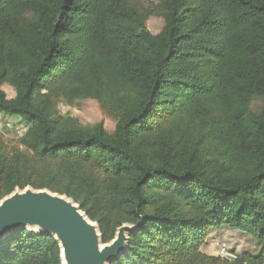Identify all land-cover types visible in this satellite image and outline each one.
<instances>
[{
    "label": "trees",
    "instance_id": "16d2710c",
    "mask_svg": "<svg viewBox=\"0 0 264 264\" xmlns=\"http://www.w3.org/2000/svg\"><path fill=\"white\" fill-rule=\"evenodd\" d=\"M83 99L111 132L59 112ZM0 114L21 124L0 139V199L66 195L103 243L129 224L110 264H264V0H0ZM222 227L260 249L204 253ZM0 264H61L59 244L15 229Z\"/></svg>",
    "mask_w": 264,
    "mask_h": 264
},
{
    "label": "water",
    "instance_id": "95a60500",
    "mask_svg": "<svg viewBox=\"0 0 264 264\" xmlns=\"http://www.w3.org/2000/svg\"><path fill=\"white\" fill-rule=\"evenodd\" d=\"M18 228L53 236L61 264H110L125 249L129 230L120 226L114 238L103 243L98 224L74 200L28 186L15 187L0 199V240Z\"/></svg>",
    "mask_w": 264,
    "mask_h": 264
},
{
    "label": "rangeland",
    "instance_id": "374dc122",
    "mask_svg": "<svg viewBox=\"0 0 264 264\" xmlns=\"http://www.w3.org/2000/svg\"><path fill=\"white\" fill-rule=\"evenodd\" d=\"M142 3L147 5L145 2ZM162 25V18L155 15L150 17L146 22L147 29L153 34L157 33L161 29ZM1 89L5 92L7 98L10 99L14 97L15 92L12 87L3 85L1 86ZM258 105L259 102L255 101L254 106ZM58 109L61 114L71 115L83 124H91L101 121L109 132H111L114 128V119L105 113L98 102L94 99L76 100L73 104L60 101L58 103ZM20 127L21 124L18 118L8 119L0 114V139H2L5 143L10 145L15 144L21 129ZM27 186L32 187L30 185ZM18 188L23 189L24 187ZM123 225H126L128 229L131 230V226L129 224L124 223L121 226ZM260 247L261 244L251 236L236 230H231L227 227L209 230L201 243V250L204 253L213 256H220L229 260H233L236 254L243 252L256 253Z\"/></svg>",
    "mask_w": 264,
    "mask_h": 264
},
{
    "label": "bare ground",
    "instance_id": "6f19581e",
    "mask_svg": "<svg viewBox=\"0 0 264 264\" xmlns=\"http://www.w3.org/2000/svg\"><path fill=\"white\" fill-rule=\"evenodd\" d=\"M36 228H37V226H36Z\"/></svg>",
    "mask_w": 264,
    "mask_h": 264
}]
</instances>
